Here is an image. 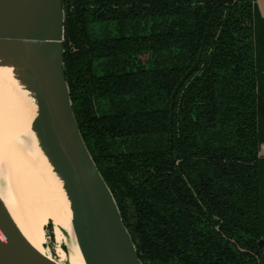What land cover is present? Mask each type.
<instances>
[{"label":"trees","instance_id":"16d2710c","mask_svg":"<svg viewBox=\"0 0 264 264\" xmlns=\"http://www.w3.org/2000/svg\"><path fill=\"white\" fill-rule=\"evenodd\" d=\"M62 3L72 111L142 264H264L256 0Z\"/></svg>","mask_w":264,"mask_h":264},{"label":"water","instance_id":"95a60500","mask_svg":"<svg viewBox=\"0 0 264 264\" xmlns=\"http://www.w3.org/2000/svg\"><path fill=\"white\" fill-rule=\"evenodd\" d=\"M13 4L0 52L20 47L33 79L34 126L42 149L64 181L71 236L84 264H142L111 191L90 156L72 111L63 67L62 0H0V31ZM264 241L258 242L262 251ZM0 264H57L20 233L0 201Z\"/></svg>","mask_w":264,"mask_h":264},{"label":"bare ground","instance_id":"6f19581e","mask_svg":"<svg viewBox=\"0 0 264 264\" xmlns=\"http://www.w3.org/2000/svg\"><path fill=\"white\" fill-rule=\"evenodd\" d=\"M13 4L0 36L8 37ZM0 52V201L24 236L41 254L57 264H84L74 240L68 255L55 260L44 249L45 227L54 224L56 241L71 235L72 211L64 181L40 145L34 126L37 115L33 79L20 47ZM65 237V236H64ZM64 264V263H63Z\"/></svg>","mask_w":264,"mask_h":264},{"label":"rangeland","instance_id":"374dc122","mask_svg":"<svg viewBox=\"0 0 264 264\" xmlns=\"http://www.w3.org/2000/svg\"><path fill=\"white\" fill-rule=\"evenodd\" d=\"M256 3L259 7L260 12L262 13V15H264V3H262L261 0H256ZM264 147V145H263ZM262 147V148H263ZM264 150V149H263ZM264 155V152H261V156ZM53 229H54V224L52 223V234L54 239L51 238V229L48 227V225H46L45 227V235H44V249L51 254V256L55 259V260H59V254L60 251L64 252L65 255H68V251H69V245L71 243V241L73 240L71 235H68L67 232L62 231V239L61 241L57 242L55 235L53 233ZM65 236V237H64ZM69 264L66 256L64 261H62V264Z\"/></svg>","mask_w":264,"mask_h":264},{"label":"crops","instance_id":"0c3cea01","mask_svg":"<svg viewBox=\"0 0 264 264\" xmlns=\"http://www.w3.org/2000/svg\"><path fill=\"white\" fill-rule=\"evenodd\" d=\"M261 1H262V3H264V0H261ZM260 13H261V12H260ZM261 14H262V13H261ZM262 16H264V15H262ZM262 147H263V145L261 146L260 155H261V152H264V150H263L264 147H263V148H262ZM262 156H264V155H262Z\"/></svg>","mask_w":264,"mask_h":264}]
</instances>
